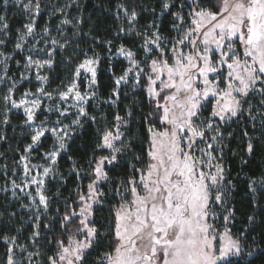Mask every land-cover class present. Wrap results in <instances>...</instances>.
Instances as JSON below:
<instances>
[{"label": "snow or ice", "instance_id": "obj_1", "mask_svg": "<svg viewBox=\"0 0 264 264\" xmlns=\"http://www.w3.org/2000/svg\"><path fill=\"white\" fill-rule=\"evenodd\" d=\"M85 9L0 0V143L14 110L28 141L2 173L0 264L261 260L264 167L246 170L264 161V0H154L144 24L120 2L106 38Z\"/></svg>", "mask_w": 264, "mask_h": 264}, {"label": "trees", "instance_id": "obj_2", "mask_svg": "<svg viewBox=\"0 0 264 264\" xmlns=\"http://www.w3.org/2000/svg\"><path fill=\"white\" fill-rule=\"evenodd\" d=\"M124 0H87L86 1V12L87 16H91L93 21H97L99 18L97 27H96V32L93 34H99L101 38H106L107 36L111 35V32L113 31V28L115 27V20L113 19L111 15V10L114 9L115 5L117 3H120ZM130 3H134L138 5L141 3L142 5L146 6L148 3H153L154 0H126ZM99 6V7H97ZM107 10V11H106ZM137 10L140 11V8L137 7ZM150 19V16L148 14V11L145 7L144 14L141 17V21L147 22ZM85 28H87V25H85ZM88 29V28H87ZM127 42V41H125ZM59 71V69H58ZM110 85V76L105 72L101 74V91L105 92L108 89H106L104 86ZM240 129L237 128L236 132H239ZM81 142H77V145L74 147H79ZM231 147H235V145H230ZM72 156L74 159H79L82 156L81 151H74L72 153ZM226 156L228 157V163L232 165L233 171H235V164H236V158L231 156L230 153H226ZM61 163L64 165L63 167L69 165L70 166V161H68L67 157L62 158ZM264 167V161L261 160L260 156L257 155L254 161L250 162V169L246 170L248 172V175L252 176L253 179L258 178L262 173H261V168ZM70 185L69 188H72L73 181L70 179ZM234 199L233 203L236 205L240 211L237 213L238 216V222L236 225L237 229H240L244 225L241 223L245 219V214L251 212L253 209L249 206H245L247 204V199L245 198V187L241 183L239 184L236 192L233 194ZM100 216H105L107 215V210L105 209L102 211ZM259 239V233H251L249 235V239ZM255 264H264V257L261 258V260H258L255 262Z\"/></svg>", "mask_w": 264, "mask_h": 264}, {"label": "rangeland", "instance_id": "obj_3", "mask_svg": "<svg viewBox=\"0 0 264 264\" xmlns=\"http://www.w3.org/2000/svg\"><path fill=\"white\" fill-rule=\"evenodd\" d=\"M85 0V4H86ZM93 1V0H92ZM122 2H126L129 5H136L134 3H130L126 0L122 1ZM152 3H148L145 7L147 9V6L150 5ZM138 5H142L141 3H139ZM138 11V10H137ZM85 15L87 16V12L85 9ZM150 20V19H149ZM148 20V21H149ZM141 24H144L145 22L140 20ZM116 29V21H115V27L113 28V30ZM87 28H84V31L87 32ZM103 38V37H102ZM98 51H103L102 49H98ZM67 75H70V71L68 73H65L64 71L57 70V76L58 77H66ZM57 83H59V80H57ZM52 87H56V84H53ZM14 115H12L11 117V121L10 124L7 126L6 129H4L3 131L5 132V134L10 138L8 140L7 143H0V152H4L5 153V158H0V185H2L4 183V177L2 175V173L5 171L4 169V165L7 164L9 165V167H11L12 165V160L11 159H7L6 157L8 156H12L13 158L16 157V153H13L10 148L12 146L15 145H22L24 143H27V139L25 138V136L22 135V133L25 131L24 129V125H23V116H21L18 112H16V110H14ZM49 144L51 143V141L48 142ZM60 164V168L62 171H64L65 173H67L68 169H69V165L63 167L64 165L61 163V161L59 162ZM70 185V181L69 184L67 186L66 189H64L63 191L65 192V194H67L68 188ZM3 253V249H2V245H0V256H2Z\"/></svg>", "mask_w": 264, "mask_h": 264}]
</instances>
